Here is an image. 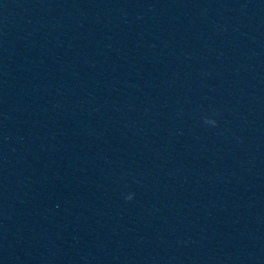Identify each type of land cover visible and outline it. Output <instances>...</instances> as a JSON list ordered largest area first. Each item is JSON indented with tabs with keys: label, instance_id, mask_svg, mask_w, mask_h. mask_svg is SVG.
Wrapping results in <instances>:
<instances>
[{
	"label": "clouds",
	"instance_id": "obj_1",
	"mask_svg": "<svg viewBox=\"0 0 264 264\" xmlns=\"http://www.w3.org/2000/svg\"><path fill=\"white\" fill-rule=\"evenodd\" d=\"M205 123L211 124V125H216L217 121L214 119H209L208 117H205ZM134 193H130L128 196L125 197L126 200H131L134 197Z\"/></svg>",
	"mask_w": 264,
	"mask_h": 264
}]
</instances>
